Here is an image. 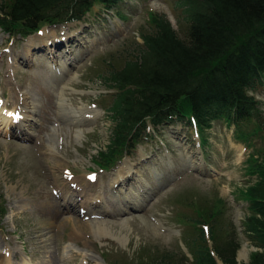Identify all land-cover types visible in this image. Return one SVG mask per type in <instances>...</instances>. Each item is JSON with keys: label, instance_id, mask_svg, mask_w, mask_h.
Wrapping results in <instances>:
<instances>
[{"label": "rangeland", "instance_id": "374dc122", "mask_svg": "<svg viewBox=\"0 0 264 264\" xmlns=\"http://www.w3.org/2000/svg\"><path fill=\"white\" fill-rule=\"evenodd\" d=\"M116 10L118 18L97 5L85 21L41 26L24 38L0 29V264H110L162 250L191 264L195 219L214 221L217 238L224 240L219 245L228 252L234 248L238 264L247 261L255 247L242 226L250 213L243 194L257 179L247 162L264 145L249 128H242L245 135L220 120L203 131L166 125L142 135L131 154L118 161L116 156L109 170L96 163L112 126L106 111L111 90L97 79L104 59L121 63L120 51L141 42L139 33L148 30L155 12L184 33L175 0H123ZM47 52L58 77L43 66ZM25 93L33 115L7 123L16 120ZM58 99L65 109L87 107L98 114L69 124ZM127 165L129 175L113 183ZM97 193L101 199L83 203ZM103 223L108 228L98 232ZM232 240L238 245L226 247ZM243 249L246 257L239 256Z\"/></svg>", "mask_w": 264, "mask_h": 264}, {"label": "trees", "instance_id": "16d2710c", "mask_svg": "<svg viewBox=\"0 0 264 264\" xmlns=\"http://www.w3.org/2000/svg\"><path fill=\"white\" fill-rule=\"evenodd\" d=\"M122 2L4 0L0 29L23 37L44 24L83 20L97 5L116 15ZM175 5L183 20V35L165 14L155 12L148 30L139 33L142 41L120 51L121 63L105 58V69L97 74L112 96L107 108L111 135L97 157L101 166H110L123 153L131 154L142 135L176 123L203 131L220 120L234 126L237 133L245 134L242 128L247 127L250 136L264 142V0H175ZM258 152L247 162L257 179L242 193L250 212L242 226L256 249L240 264H264V145ZM3 209L0 205V214ZM194 222L198 241L192 243L191 264H218L201 227L204 223L215 253L225 264H238L234 248L228 252L219 245L224 240L217 238L214 221ZM231 244L238 245L232 240L225 246ZM109 262L188 264L169 250L146 259Z\"/></svg>", "mask_w": 264, "mask_h": 264}, {"label": "bare ground", "instance_id": "6f19581e", "mask_svg": "<svg viewBox=\"0 0 264 264\" xmlns=\"http://www.w3.org/2000/svg\"><path fill=\"white\" fill-rule=\"evenodd\" d=\"M46 57L47 56H42L41 57V61L43 62V64L46 65V67L48 69H50L51 71H53V67L52 65L49 63H45L46 62ZM45 61V62H44ZM62 63H64L62 61ZM63 94V93H62ZM28 93H25L23 98H21V101L19 102L18 104V108L16 109V114H17V118L16 120H14L13 118H9L7 119V123L10 122V120H13V121H16L17 124L21 123L24 119L25 120H28L34 113V104L33 102H29L28 101ZM61 98V96L59 97ZM59 100V99H58ZM58 107H59V110L61 111V117L69 124H72V125H75V126H78L80 124H82V122H85V121H90L91 119H94V117L98 114L96 111L94 110H89V108L87 107H80L78 109H75V108H71V109H65L64 108V100L63 99H60L59 100V103H58ZM9 120V121H8ZM30 121V120H29ZM6 123V124H7ZM11 123V122H10ZM51 130H52V133H55V128L54 127H51ZM51 133V134H52ZM79 135V130H76L75 131V137H78ZM52 148V147H51ZM129 165H127L126 167H122L120 168L115 176L113 177L112 181L113 183H118L117 185L121 184L127 177V175H129L130 173V169H129ZM126 175V176H125ZM86 183H90L89 181H87ZM114 186H112L113 188ZM100 195L101 193H97V195H95L94 197L92 196L91 200L89 201H84L83 203H85L86 205H90L91 203H94L95 198L99 197L100 198ZM101 199V198H100ZM101 201V200H100ZM76 207V206H75ZM85 209V208H84ZM83 210V209H82ZM85 211V210H84ZM88 211V210H87ZM97 226V225H96ZM93 227V226H92ZM108 227L104 225H102V227H97L96 230H98V232H102L103 230L107 229ZM97 232V231H96ZM122 239V238H121ZM246 254H247V251L246 249H243V251L240 252L239 256H243V257H246ZM242 258V257H240ZM241 260V259H240Z\"/></svg>", "mask_w": 264, "mask_h": 264}, {"label": "water", "instance_id": "95a60500", "mask_svg": "<svg viewBox=\"0 0 264 264\" xmlns=\"http://www.w3.org/2000/svg\"><path fill=\"white\" fill-rule=\"evenodd\" d=\"M219 263L221 264V261H219Z\"/></svg>", "mask_w": 264, "mask_h": 264}]
</instances>
